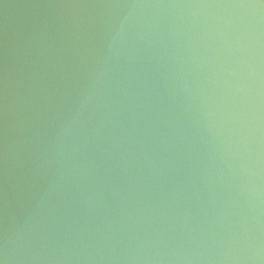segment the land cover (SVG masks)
<instances>
[{
  "label": "water",
  "instance_id": "obj_1",
  "mask_svg": "<svg viewBox=\"0 0 264 264\" xmlns=\"http://www.w3.org/2000/svg\"><path fill=\"white\" fill-rule=\"evenodd\" d=\"M0 264H264V0H0Z\"/></svg>",
  "mask_w": 264,
  "mask_h": 264
}]
</instances>
